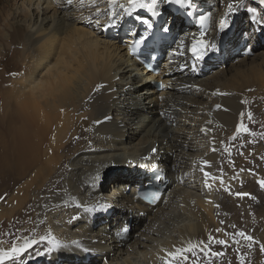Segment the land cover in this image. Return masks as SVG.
Masks as SVG:
<instances>
[{
  "label": "bare ground",
  "instance_id": "1",
  "mask_svg": "<svg viewBox=\"0 0 264 264\" xmlns=\"http://www.w3.org/2000/svg\"><path fill=\"white\" fill-rule=\"evenodd\" d=\"M140 2L150 7H133L128 4V0H117L115 5H109L107 0H73L71 5L66 0H0V195L10 193L7 196L8 204L0 205V224L9 230L3 234L8 239L13 237L17 245L22 244L24 238L37 241L24 253L5 261L4 264H14L18 260L22 264H60L74 261L51 257L45 262L48 253L62 245L68 252L71 248L68 246L72 245L91 247L82 248L76 260L79 257L84 258L74 261V264H110L108 262L113 260L117 261L115 264H164V250L173 253L168 257L170 264H203V261H210L213 257L210 253L213 249L209 251L210 244L206 240L210 235L216 236L210 230L211 226L209 228L210 221L217 223L214 220V201L217 198L214 196L224 188V183L232 182V177H227L230 172L232 174L231 170H228L230 172L225 177L222 175L224 178H221L222 173L218 174L220 176L216 174L220 166L216 164L218 161L214 151L218 152V146L224 138L233 140L237 146L238 141L244 138L241 134L234 133L235 118L239 108H242V100L224 90L228 80L221 81L219 76L227 70H222V67L221 73L220 70L216 72L215 80L208 78L207 70L197 64V54L191 48L194 38L197 41L202 39L205 46L215 45L212 54H208L209 60L212 57L213 60H222L220 57L231 56L230 53L237 52L238 47H242L246 40L252 45L251 35L255 32L245 27L234 32L233 26L225 34L230 13H225L223 9L233 2L231 0H225L220 9L215 6L218 0ZM23 3L26 4V9L19 10L18 6ZM44 3L46 4L42 7ZM53 3H56L55 6ZM206 3L214 6L207 8ZM163 4L175 16H180L179 21L174 22L167 18L168 14L161 6ZM32 6L34 7L30 8ZM97 8L101 12L110 10L109 14L114 12L115 15L111 20L108 15H99L97 24ZM139 13H145L146 16L140 17ZM215 13L217 17L214 20L212 15ZM220 14L221 18L226 19L223 29L219 22L221 18L218 19ZM206 15L211 17L207 28L204 27ZM234 21L236 23L237 19ZM157 25L160 29L163 27L168 34L162 44L164 56L156 78L163 85L160 91L151 85L155 76L142 68L129 53L134 38L142 37L144 31ZM201 32L205 34L203 37L200 36ZM120 39H124V43H120ZM261 39L259 41L264 45ZM236 41H239L237 45L234 43ZM217 45L220 46L218 53ZM197 47L201 48V45L197 44ZM247 51L252 54L251 49ZM213 63L216 64V60ZM241 72L236 70L235 76L241 75ZM205 92L210 96H205ZM195 95H198L199 100L201 97L207 98L206 103L197 100L193 97ZM191 104H196L193 109L195 114L191 117L194 122L180 118L181 112H186ZM198 112L204 118L198 119L199 124L194 127L192 124L196 123ZM186 124L190 127H179ZM228 132L229 135H226ZM253 135L248 137L249 141L253 139ZM207 141L213 147L212 150L208 148L203 156L199 154L189 158V162H186L189 168H181V163L185 162L183 158H188L186 153L205 147L203 143ZM222 147H226V144ZM77 153L81 156L76 157ZM134 162L144 163L139 165L142 169L117 178L126 180L119 184L120 191L125 196H117V183L109 185V189L114 188L113 196H110L112 198L101 195L104 186L99 181L102 173L110 168L107 169V166L129 165ZM224 167L227 170L225 164ZM179 168L182 173L178 171L175 174L174 171ZM153 169L160 172L159 182L165 189L157 203L152 206L140 202L136 198V192L142 182L144 187L145 183L151 181L150 172ZM204 172L210 174L208 178ZM183 173L186 174L184 177ZM242 176L233 179L238 183ZM180 179L183 187L179 185V190L175 188V192L174 186ZM206 179L209 187L205 186ZM183 188H196L197 194L192 196L186 191L182 193ZM253 188L256 189V184ZM243 193L248 192L243 190ZM219 196L218 194V199ZM233 196L237 200L240 197ZM173 201L174 209L171 210L174 211L163 214L162 221L155 223V216L160 212L164 213L167 204ZM180 201L182 203L178 205ZM164 202L165 206H161ZM108 206L113 210H103L99 217L88 215L90 210ZM256 209L260 213L259 209L263 207ZM27 215L31 218H25L17 231L16 226L20 219ZM245 216L247 218L248 214ZM86 217L85 224L79 225ZM119 221L123 226L121 229H113L111 232L107 230V235L96 232L92 237H85L87 232L94 233L92 227L97 222H105L111 226ZM127 221L134 224L130 226L122 223ZM128 226L131 232H127ZM88 227L91 232L87 231ZM173 227H176L174 237L168 235L169 238H166L165 234ZM146 232H152L157 237H149ZM133 234L137 237L131 241ZM218 236L220 238V234ZM41 237H50L56 243H50L49 239L41 240ZM142 238L150 243L145 244ZM11 246L12 244L0 242V248L8 249ZM185 249L191 250L183 251ZM28 251L33 253L28 255ZM224 251L226 252L223 250V253ZM26 257L31 258L25 261ZM215 257V264H221V255Z\"/></svg>",
  "mask_w": 264,
  "mask_h": 264
},
{
  "label": "rangeland",
  "instance_id": "2",
  "mask_svg": "<svg viewBox=\"0 0 264 264\" xmlns=\"http://www.w3.org/2000/svg\"><path fill=\"white\" fill-rule=\"evenodd\" d=\"M41 2H43V0H40ZM144 1H146V0H144ZM233 1V2H232ZM225 2V0H218V4H215V6H216V8L217 9H220L221 7H222V5H223V3ZM231 4H232V10L231 11H228V7L226 8V9H223L224 10V12L225 13H230V17L227 19V23H226V26H227V29H226V32H225V34L226 33H228L232 28H233V26H234V32H235V30H237V29H239V28H241V27H245V28H247V29H249V30H251L252 29V31L253 32H255L253 35H251V39H252V41H253V43H252V45H249L248 44V41L246 40L245 41V43H244V45L242 46V47H238V51L237 52H235L234 51V53H230L231 54V56L230 55H228V56H226V57H224V58H222V57H220V59H222V60H217L216 58L213 60V58L214 57H212L210 60H209V56H208V54L209 53H211L212 54V51L213 50H215V48L214 49H212L211 51L209 50L205 55H204V58L203 59H197V61H198V65L201 67V68H203V69H206L207 71H206V75H207V77L209 78H213V80H215L216 78H215V74H216V72H218L222 67V70H227V71H225L224 72V74L222 73L220 76H219V78H220V80L221 81H224L225 79H227L228 80V84L226 83V85H225V88H224V90L226 91V92H230V93H232V94H234L240 101L242 100V102H241V104L243 105H241L240 107H242L241 109L239 108V110H241V111H239L238 110V112H237V114H236V118H235V125H234V128H235V130H236V128H237V126L238 125H240V124H242L243 126H245L247 129H248V132H245V133H243V131H241V132H239V135L240 136H242V137H244V138H241L240 136H239V139L241 140H239L238 141V145L239 146H237L236 145V143L235 142H233V140H229V139H223V140H221V144H220V146H218V147H220V149H218V152H216V151H214L215 153H216V155H217V161L218 162H216V164H217V166L219 165L220 167H218L217 168V170H218V173L216 172V174L218 175L219 173H222V174H220L221 175V178H224L230 171H228V170H231L232 171V174H231V172L229 173V175H227V177H232V182L231 183H234V184H231V183H229V184H231V185H229L228 183H224V185H222L223 187V189L221 190V191H218L217 192V194L214 196V198L216 199H218V194L220 195L219 196V199L218 200H220V201H218L217 199H216V202L214 201V203H215V205H214V207H215V219L214 220H216L217 221V223L215 222V223H213V222H209V228H210V226H211V228H210V230H212L214 233H216V236L215 237H213V238H215L214 239V241L215 240H223V237H224V240L223 241H226V243H225V245L227 246V247H225V245L223 244H218V243H215L214 241H213V244H212V242L211 241H208L209 239H207L206 241V243L207 244H210V245H208L209 246V248H211V249H209V251L210 250H212L211 252H215V250L217 251V252H219V253H221V260H223L222 261V263L221 264H264V252H262L261 251V246H264V191H262V190H264V188H261V186H259L260 185V183H258V181H261L263 178H264V166H262V165H264V113L262 114V112H264V45H262L261 44V42L259 41L261 38L263 39V43H264V4H261L260 3V0H239L238 2H235L234 0H231ZM45 4L46 3H44V5L42 6V7H44L45 6ZM55 4L56 3H53V5L55 6ZM226 4H227V2H226ZM19 5V4H18ZM199 5V3L197 4V6ZM35 6V5H34ZM34 6H32V7H30V8H33ZM162 7H163V10H164V12L166 13V14H168V16H167V18L169 19H171L172 21H179V19H180V16L178 15V16H175L169 9H168V6L166 5V4H163V5H161ZM206 6H207V8H210L211 6H214V5H211V4H208V3H206ZM19 7V10H23V9H26V4L25 3H23L21 6H18ZM156 7H158V6H156ZM41 8V7H40ZM196 13V12H195ZM186 14V13H185ZM140 17H144V16H146V14L145 13H139L138 14ZM142 15V16H141ZM195 16H196V14H195ZM217 16H216V13L214 14V15H212V19H214L215 20V18H216ZM222 17V15L220 14L219 15V18L218 19H220ZM166 18V19H167ZM221 19H224V17L223 18H221ZM237 19V22L235 23V21L234 20H236ZM221 21V20H220ZM219 21V22H220ZM225 21H226V19H225ZM221 31V30H220ZM234 32H233V34H234ZM215 34V33H214ZM233 37V35H231L230 36V38H232ZM122 38H124V37H122ZM235 38V37H234ZM261 39V40H262ZM250 40V39H249ZM238 42L239 41H236V42H234V43H236V45L238 44ZM114 43H116L115 41H114ZM120 43H124V39H120ZM117 45H119L120 46V44L119 43H116ZM223 42L221 43V45L223 46ZM207 46H210V44H208ZM211 49V48H210ZM248 49H251V51H252V54L250 55L249 53H248ZM219 50H220V46L219 45H217L216 46V52L218 53L219 52ZM229 53V52H228ZM255 53V54H254ZM257 54V55H256ZM256 55V56H255ZM255 56V57H254ZM245 58V59H244ZM251 58H254V59H251ZM216 60V64H214L213 62ZM238 60V61H237ZM240 62V64H238L237 62ZM242 61V62H241ZM140 64V63H139ZM235 64V65H234ZM238 64V65H237ZM141 65V64H140ZM230 66H231V68H230ZM227 67H229V68H227ZM236 70H240V71H242L241 73V75H239V76H235L236 75ZM222 71L220 70L219 71V73H221ZM203 77V76H202ZM218 78V79H219ZM247 86V87H246ZM232 91V92H231ZM235 92V93H234ZM240 93V94H239ZM205 94V96L207 95V97L208 96H210V95H208L206 92L204 93ZM242 95V96H241ZM248 95H249V97H248ZM197 96L198 95H195V96H193V97H195L197 100H199L198 98H197ZM239 97H241V99L239 98ZM242 97H244V98H242ZM260 98V99H259ZM246 99V100H245ZM247 99H248V101L249 102H247ZM205 100H207V98H203V97H201L200 98V100L199 101H202V103L204 104V103H206V101ZM250 100H252L251 102H250ZM261 100H263V101H261ZM204 101V102H203ZM249 104H251L250 105V107L248 108V105ZM245 107V108H244ZM247 107V108H246ZM261 107V108H260ZM194 108H196V104H191L190 106H188V109H187V111L186 112H181L182 113V115L180 116V118H185V119H187L188 121H191V122H194L193 121V118H191V117H193L194 116V114H195V112H193V109ZM251 108V109H250ZM243 109H245V111L243 110ZM262 109V110H261ZM251 110V111H250ZM256 111V112H255ZM242 114H241V113ZM245 112H248V113H245ZM253 112V113H252ZM245 113V114H244ZM249 113H251L252 115H251V119L249 118ZM197 115H198V118H197V121H196V123H193L192 125L194 126V127H197V125L199 124V120L198 119H202V118H204L203 117V115H202V113H200V112H198V113H196ZM247 115H248V117H247ZM260 115V116H259ZM187 116H190V117H187ZM244 116V117H243ZM243 117V118H242ZM192 119V120H191ZM242 119V120H241ZM247 119V120H246ZM240 120V121H239ZM263 120V121H262ZM251 121V122H250ZM254 122V123H253ZM252 125H251V124ZM173 125H174V127L176 128L177 127V125H176V122H174L173 123ZM176 125V126H175ZM256 126H257V128H256ZM180 128H184V129H186L187 127H190L189 125H181V126H179ZM252 127H253V129H252ZM255 127V128H254ZM250 128V129H249ZM261 131V132H260ZM253 132V133H252ZM254 132H256V133H254ZM236 135H238V133H237V131H235L234 132ZM171 133H169V135H170ZM254 134V135H253ZM257 134H258V136H257ZM262 134V135H261ZM226 135H229V132L226 134ZM247 135V136H246ZM251 135H253V139L251 140V141H249V139H248V137H250ZM262 137H261V136ZM255 137V138H254ZM246 139V140H245ZM256 141H255V140ZM203 140H206V138H204ZM225 140V141H224ZM259 140V141H258ZM254 141V142H253ZM223 142V143H222ZM247 142V143H246ZM207 143V144H206ZM205 144L203 143V145L205 146V147H201L200 149H198V148H196V149H198V151H196V149H192V150H195V151H192V150H189V151H192L191 153L189 152H187L186 154V156L188 157V158H183L184 160L183 161H185L184 163H181V168H183V169H187V168H189V165L186 163V162H189V158H193V157H195V155H197V156H199V154H200V156L202 155H204V154H206V152H207V150H208V148L210 149L211 148V146L209 145V143H208V141L206 142ZM241 143V144H240ZM243 143V144H242ZM163 144H164V142H163ZM225 144H226V147H222V148H226L227 150L225 151V149L223 150L222 148H221V146H225ZM228 145V146H227ZM234 145V146H233ZM248 145V146H247ZM257 145V146H256ZM208 146V147H207ZM247 146V147H246ZM263 146V147H262ZM206 147H207V149H206ZM203 148V149H202ZM213 148V147H212ZM212 148L210 149V150H212ZM230 148H232L231 149V151H230V153H229V157L227 156V154H228V152H229V149ZM244 148V149H243ZM251 148V149H250ZM260 148H263V150L262 149H260ZM243 149V150H242ZM247 149V150H246ZM202 150H204V151H202ZM220 150V151H219ZM223 150V151H222ZM233 150V151H232ZM242 150V151H241ZM245 150V151H244ZM250 152H249V151ZM206 151V152H205ZM238 151H239V153H238ZM220 152H224L225 153V155H224V153L222 154V153H220ZM232 152H233V154H232ZM237 152V153H236ZM245 152L246 153H248V154H245ZM235 153V154H234ZM255 155H253V154ZM76 154V153H75ZM75 154H74V156H75ZM78 154V153H77ZM231 154V155H230ZM250 154V155H249ZM236 157H235V156ZM78 156H81V154H78V155H76V157H78ZM222 156H224L223 158H222ZM227 156V157H226ZM251 156V157H250ZM72 158H73V156H71ZM239 157V158H238ZM241 157H242V159H241ZM245 157H248V159L247 158H245ZM71 158V159H72ZM236 158V159H235ZM229 159H230V161H229ZM233 162H232V161ZM242 160V161H241ZM219 161H221V162H219ZM241 161V162H240ZM227 162V163H226ZM231 162V163H230ZM244 162V163H243ZM230 165H229V164ZM254 163H256V164H254ZM127 164H129V163H127ZM141 164H144V163H140V162H134V163H131V164H129V165H125V164H115V165H111V166H107V169L108 170H105L103 173H102V176H101V179H100V184H101V186H104V188L102 189V191H101V195H104V196H108V197H110V196H113V191H114V188H111V189H109V185L110 184H115V183H117L118 185L119 184H122V183H125L124 181H126L125 179H117V178H119V177H122V176H127V175H129V174H131V173H134V172H138L139 170H141L142 169V166H139V165H141ZM182 164H184V165H182ZM196 164V163H195ZM222 164H223V166H222ZM224 164H225V166L227 167L226 169L227 170H224L225 169V167H224ZM241 166H240V165ZM239 165V166H238ZM252 165V166H251ZM85 167H89L90 165H84ZM187 166V167H186ZM233 166V167H232ZM238 166V167H237ZM246 166V167H245ZM256 166V167H255ZM223 167V168H222ZM229 167L230 168H232V169H229ZM244 169H243V168ZM181 168H179V170L178 169H176V171H174L175 172V174H177L178 173V171H179V173H182L181 172ZM239 168H240V170H239ZM245 168H246V170H245ZM221 169H223V170H221ZM235 169V170H234ZM262 169V170H261ZM244 170V171H243ZM223 171V172H222ZM233 171H234V173H233ZM235 171H236V174H235ZM239 171V172H238ZM225 172V173H224ZM228 172V173H227ZM244 173L245 174V176H244V174H242V173ZM246 172V173H245ZM241 173V174H240ZM235 175V177H234V175ZM238 174V175H237ZM247 174V175H246ZM184 175H186L185 173H183V177H184ZM220 175H218V176H220ZM224 177H223V176ZM232 175V176H231ZM242 176V178L241 177H239V179H242V180H240L238 183H236L235 181H234V179L233 178H236L237 176ZM252 176V177H251ZM259 177H261V178H259ZM248 180H247V179ZM250 178V179H249ZM253 179H256V180H253ZM258 179V180H257ZM261 179V180H260ZM182 180H183V178H182ZM246 180V181H245ZM234 181V182H233ZM254 181V182H253ZM241 182V183H240ZM178 183H180V184H178ZM178 183H176V185L175 186H177V187H175L174 186V190H175V192H177V190L176 189H178L179 187V185H181V187H183L182 186V184L183 183H181V179L178 181ZM236 183V184H235ZM247 183V184H246ZM226 184V185H225ZM230 186H228V185ZM239 184V185H238ZM251 184V185H250ZM255 184H256V189L255 188H253V187H255ZM245 185H247L246 187H244ZM251 187H250V186ZM234 186V187H233ZM253 186V187H252ZM193 187V186H192ZM229 187V188H228ZM233 187V188H232ZM242 187H244L243 189H242ZM250 189H249V188ZM13 188V187H12ZM11 188V189H12ZM116 188H118L117 189V196H119L120 194H122L121 193V191H120V185L119 186H117ZM176 188V189H175ZM185 188V187H184ZM184 188L181 190V192L183 193L184 191H186V193L187 194H192V196L194 195V193L195 194H197V190H196V188H194L193 190L195 191H193L192 189H187V190H190V191H187V190H184ZM228 188V189H227ZM236 190H235V189ZM230 189H232L231 191H230ZM246 189V190H245ZM259 189H261V190H259ZM179 190V189H178ZM228 192H227V191ZM235 190V192L236 193H243V190H244V192H248L249 194H250V192L252 191V194L250 195V196H245V198L243 199V197H239L238 195V200H237V198H233L234 196L233 195H236V193L234 192L233 193V191ZM250 190V191H249ZM257 190V191H256ZM259 190V191H258ZM191 191H193V192H191ZM223 191V192H222ZM237 191H239V192H237ZM242 191V192H241ZM255 191V192H254ZM262 191V192H261ZM174 192V193H175ZM189 192V193H188ZM227 192V193H226ZM261 192V193H260ZM173 193V194H174ZM185 193V192H184ZM199 193V192H198ZM201 193V192H200ZM224 193H226L225 194V196H224ZM253 193H255V194H253ZM10 193H4L3 195H0V205H3V206H6L7 204H8V200H7V196L9 195ZM223 194V195H222ZM229 194V195H228ZM123 195V194H122ZM221 195H222V197H221ZM261 195V196H260ZM31 196H32V194H31ZM123 196H125V195H123ZM174 196V195H173ZM217 196V197H216ZM254 196V197H253ZM175 197V196H174ZM230 197V198H229ZM249 197V198H248ZM256 197V198H255ZM110 198H112V197H110ZM118 198H120V197H118ZM126 198H127V196H126ZM171 198V197H170ZM178 198V200H180V197H177ZM221 198H222V200H223V202H222V200H221ZM223 198H225L227 201H225V199H223ZM246 198H248V199H246ZM177 200V201H178ZM243 200V201H242ZM261 200V201H260ZM217 201H218V203H217ZM224 201H225V203H224ZM229 201V202H228ZM246 201V202H245ZM250 201V202H249ZM254 201V202H253ZM256 201H257V203L259 204H257L256 203ZM220 202V203H219ZM227 202V203H226ZM243 202V203H242ZM171 203H172V205H171ZM170 204H167L168 206H166V208H165V210H164V213H161L160 212V214H157L156 216H155V223H157L158 221H160L162 218H163V214H165V215H167L168 213H170L169 211H174V210H171V209H174L173 207V203H174V201L173 202H171ZM180 203H182V201H180V202H178V205L180 204ZM244 203H245V205H244ZM222 204V205H221ZM241 204V205H240ZM250 204V205H249ZM219 206V207H216V206ZM253 205V206H252ZM257 205V206H256ZM161 206H165V202H164V204H162ZM160 206V208H162ZM225 206V207H224ZM263 207V209H259L260 210V213H259V211L256 209V207L257 208H262ZM222 207V208H221ZM115 208V207H114ZM217 208L218 209H220V210H217ZM244 208H245V210H244ZM167 209H169V210H167ZM221 209H223V211L221 210ZM256 209V210H255ZM103 210H105L106 212H109V211H111V210H113V208H111V206H108V207H103L102 209H95V210H90L89 212H88V215L89 216H92L93 217V215L94 216H98L99 217V215L101 214V213H103ZM225 210V211H224ZM226 210H227V212H226ZM251 210V211H250ZM219 211V212H218ZM222 211V212H221ZM234 211V212H233ZM218 212V213H217ZM222 214H221V213ZM217 213V214H216ZM224 213V214H223ZM227 214V215H226ZM231 214V215H230ZM238 214V215H237ZM248 214V216H247V218H248V220H247V218H246V216L245 215H247ZM218 215H221V216H218ZM224 215H226V216H224ZM229 215V216H228ZM241 215H243V216H245V217H243V216H241ZM250 215V216H249ZM255 215V216H254ZM219 218H218V217ZM228 216V218H226ZM237 216H239V217H237ZM254 216V217H253ZM258 218H257V217ZM31 218V216L30 215H27V216H25V217H23L22 219H20V223H18V225L16 226V230L18 231V229H19V227H20V225L24 222V219L25 218ZM84 217V216H83ZM217 217V218H216ZM225 217V218H224ZM232 217V218H231ZM234 217H236V218H238V219H234ZM241 217H242V219H241ZM157 219V220H156ZM227 219V220H226ZM230 219V220H229ZM255 219V220H254ZM262 219V220H261ZM85 220H87V217L86 218H84L83 219V222H79V225H84L85 224ZM172 220V219H171ZM219 220V221H218ZM223 220V221H222ZM224 220H226L225 222H224ZM232 220H234V222L232 221ZM245 220V221H244ZM246 220H247V223H245L246 222ZM258 220V221H257ZM5 221V220H4ZM162 221V220H161ZM232 221V222H231ZM243 222V224H241L242 222ZM254 221H256L255 223H254ZM230 222V223H229ZM239 222H241V223H239ZM251 222H253V223H251ZM262 222V223H261ZM122 223H124L125 225H129L130 224V226L131 225H133L134 223L133 222H129V221H127V222H122ZM210 223H211V225H210ZM223 223H228V225H225V224H223ZM238 224V226H237V224ZM251 224V225H249V224ZM259 225H258V224ZM241 224V225H240ZM246 224H248V225H246ZM254 224V225H253ZM103 225H104V227H103ZM109 224H106L105 222H97V223H95V224H93V227H92V230H93V232L94 233H89V232H87L86 234H88V235H85V237H87V238H89V237H92V235H94V234H96V232H100V234L101 235H107L108 234V231H110L111 232V230H115V229H121L123 226L121 225V223H120V221L118 222V223H115V224H113V225H111V226H108ZM171 225V224H170ZM214 225H216V226H214ZM218 225H221V227L220 226H218ZM223 225L225 226V227H223ZM130 226H128V231L127 232H131V231H129V229H130ZM230 226V228H228ZM242 226V227H241ZM261 226H262V228H261ZM4 227V225L3 224H0V242H3L4 244H7V245H10V244H12V242L14 241V239H8L4 234H3V232H6V231H9V230H7V229H5V228H3ZM99 227H101V229L99 230L98 228ZM153 227H154V225H153ZM212 227H214V230H213V228ZM216 227H218L217 229H220L221 228V230H222V233H221V230H219L218 232L216 231ZM225 229H223V228ZM247 228V229H245V228ZM233 228V229H232ZM98 229V230H97ZM139 229V228H138ZM155 228H152V230H154ZM173 229V230H172ZM172 229H170L169 231H168V233H166L165 234V237L167 238H169V236L170 237H174V234H175V231H176V227H173ZM239 229V230H238ZM95 230H97V231H95ZM108 230V231H107ZM209 230V231H210ZM243 230H245V232L243 231ZM251 230V231H250ZM87 231H90L91 232V229H90V227H88L87 228ZM216 231V232H215ZM226 231V232H225ZM229 231V233H227ZM240 232V231H243L247 236H251L252 238H253V236H254V239L253 240H251L254 244H253V246L251 245L252 244V242L250 241L249 242V240H245L243 237H240V236H235V233H237V232ZM232 232V233H231ZM234 232V233H233ZM19 233V232H18ZM146 233H149V234H147V235H149V237H153V235H154V238L155 237H157V235H155V234H153L152 232H146ZM170 233V234H169ZM173 233V234H172ZM136 234H137V232H136ZM218 234H220V238H219V236L217 237V235ZM222 234H224V235H222ZM232 234V235H231ZM249 234V235H248ZM250 234H252V235H250ZM257 234V235H256ZM11 235H12V233H11ZM146 235V236H147ZM169 235V236H168ZM221 236H222V238H221ZM232 236V237H231ZM234 236V237H233ZM258 236V237H257ZM6 237V238H5ZM131 237H132V239H131V241L135 238V237H137V235H131ZM164 237V238H165ZM217 237V238H216ZM225 237H226V239H225ZM228 237H230V238H228ZM256 237V238H255ZM233 238H236V239H233ZM258 238V239H257ZM228 239H230V240H228ZM8 241V242H5V241ZM10 240V241H9ZM244 240V241H243ZM142 241L146 244V243H150V242H147L145 239H143L142 238ZM230 243H229V242ZM242 241V242H241ZM235 242V243H234ZM246 243V244H244V243ZM263 242V243H262ZM243 245L242 247H241V245ZM236 244H239V245H237L236 247H235V245ZM218 245H220V246H218ZM213 246V247H212ZM222 246V247H221ZM229 246V247H228ZM240 246V247H239ZM258 246V247H257ZM68 247H71L70 248V252H68V251H65L64 250V247H63V245L62 246H58L52 253H54L55 251V253L54 254H52V253H48V257L46 256V258H45V262H47L48 261V258H51V257H54V258H57L58 260H64V261H68V260H70V259H73L74 261H76L77 262V260H79V259H81V258H84V257H79V258H77V260H76V256H77V254L80 252V250L82 249V248H90L91 249V247H89V246H86V245H72V246H68ZM219 247V248H218ZM224 247V248H223ZM254 247V248H253ZM134 250H135V248L134 247H132ZM227 248H228V250H227ZM245 248V249H244ZM252 249V250H251ZM254 249V250H253ZM133 250V251H134ZM223 250H226V252L225 253H223ZM244 250V251H243ZM62 251H64V253H62ZM256 251V252H255ZM210 252V253H211ZM227 252H229V253H227ZM245 252H247V253H245ZM250 252V253H249ZM259 254H258V253ZM31 253H33V252H31ZM29 251H28V255L29 254H31ZM249 253V254H248ZM254 254V255H253ZM131 255H133V254H131ZM228 255V256H227ZM246 255V256H245ZM27 256V255H26ZM227 256V257H226ZM251 256V257H250ZM123 257H126V255H123ZM128 257V256H127ZM133 256H130V257H128V258H132ZM31 257H29V258H25L24 260L26 261V260H28V259H30ZM230 258V259H229ZM234 258V259H233ZM244 259V260H243ZM23 260V261H24ZM119 260H121V259H119ZM234 260V261H233ZM254 260V261H253ZM19 261V260H18ZM18 261H16V263H14V264H22V261L21 262H18ZM24 261V262H25ZM74 261H69V262H60V264H74ZM115 262H117V261H111V262H108V263H110V264H115ZM119 262H121V261H119ZM206 262H209V263H206ZM203 261V264H215V262H216V257H211L210 258V261ZM226 262V263H225ZM254 262V263H253ZM101 264H104V262H102ZM141 264H142V262H141Z\"/></svg>",
  "mask_w": 264,
  "mask_h": 264
},
{
  "label": "snow or ice",
  "instance_id": "3",
  "mask_svg": "<svg viewBox=\"0 0 264 264\" xmlns=\"http://www.w3.org/2000/svg\"><path fill=\"white\" fill-rule=\"evenodd\" d=\"M66 2L69 5H71L73 3V0H66ZM107 2H108L109 5H115L117 3V0H107ZM260 3L264 4V0H260ZM128 4L132 5L133 7H135L137 5H139V7H141V8L150 7V5H145V4L141 3L140 0H128ZM121 7H124V5H121ZM232 7L233 6L230 3L228 5L229 11L232 10ZM109 13H110V10L109 11H105V12H101V10L99 8H97V20H96V23L99 24V18H98L99 15H108L109 16V20H111L112 17L115 15V13L114 12H112L111 14H109ZM220 25H221V28L223 29V27L225 26V20L224 19H221ZM204 35L205 34L203 32L200 33L201 37H203ZM136 43L139 44V43H141V41H136ZM197 44L201 45V48L203 49L202 51H201V48L197 47ZM210 48L214 49L215 45L212 44L210 46H205V45H203V40L202 39L200 41H197L195 38L193 39V44H192L191 51L193 53L197 54V58L198 59H203L204 55L210 50ZM161 87H163V85H161ZM217 107H219V106H217ZM249 118L251 119V113H249ZM202 131H204V129H202ZM236 131H237V133H239L241 131L248 132V129L245 126H243L242 124H240V125L237 126ZM214 150L215 149H213V151ZM153 151H155V149H153ZM205 164H207V162H205ZM204 175H205L206 178H208L210 174L207 173V172H204ZM212 179H216V178L212 177ZM258 183H260L261 188H264V181H258ZM205 186L206 187L210 186V184L208 183L207 179L205 180ZM236 195H238L240 197H243V196H250L251 194H249V193H236ZM217 231H219V229H217ZM235 236L243 237L245 240H249V241L253 240L252 237L247 236L242 231L235 233ZM40 239L41 240L49 239L50 243H56V241L54 239H51L50 237H41ZM208 239H209V241H214V238L211 235L209 236ZM214 242L218 243V244H222V245L226 243V241H223V240H215ZM35 243H37V241L34 240V239L30 240V239L24 238L22 244L17 245L16 241H13L12 246L10 248H8V249L0 248V264H4L5 261L14 259L16 256H19L20 254L24 253L28 248H30ZM201 244H203V242H201ZM190 250L191 249H185L183 251H190ZM177 251L179 252L181 250H177ZM261 251L264 252V246H261ZM164 252H165L164 264H170V261H169L168 257L172 256L173 253H170L167 250H164ZM211 255L215 257V256L221 255V253L211 252Z\"/></svg>",
  "mask_w": 264,
  "mask_h": 264
},
{
  "label": "clouds",
  "instance_id": "4",
  "mask_svg": "<svg viewBox=\"0 0 264 264\" xmlns=\"http://www.w3.org/2000/svg\"><path fill=\"white\" fill-rule=\"evenodd\" d=\"M142 183H144V182H142ZM133 184V183H132Z\"/></svg>",
  "mask_w": 264,
  "mask_h": 264
}]
</instances>
